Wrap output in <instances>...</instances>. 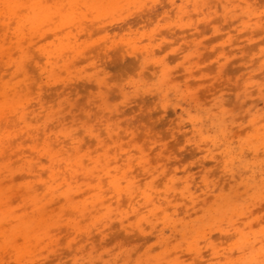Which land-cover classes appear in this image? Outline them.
I'll list each match as a JSON object with an SVG mask.
<instances>
[{
    "label": "rangeland",
    "instance_id": "1",
    "mask_svg": "<svg viewBox=\"0 0 264 264\" xmlns=\"http://www.w3.org/2000/svg\"><path fill=\"white\" fill-rule=\"evenodd\" d=\"M0 264H264V0H0Z\"/></svg>",
    "mask_w": 264,
    "mask_h": 264
}]
</instances>
